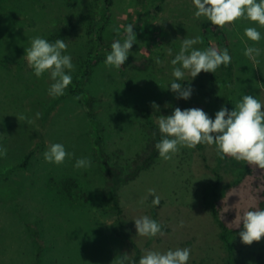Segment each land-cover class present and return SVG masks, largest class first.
Here are the masks:
<instances>
[{
	"label": "rangeland",
	"instance_id": "374dc122",
	"mask_svg": "<svg viewBox=\"0 0 264 264\" xmlns=\"http://www.w3.org/2000/svg\"><path fill=\"white\" fill-rule=\"evenodd\" d=\"M80 3L76 12L73 0H0V145L7 149L0 158V264H116L123 253L134 259L137 251L141 257L146 250L178 247L191 249L188 264H224L218 226L202 203L204 191L215 181V145L180 147L171 159L159 157L133 181L121 185L117 195L123 235L103 201V166L97 156L99 137L103 152L120 163L142 153L152 138L142 110L154 124L183 104L214 118L220 106L208 73L201 72L192 81L186 73L187 81L181 83L184 87L191 83L194 89L187 101L167 88L174 79L171 60L182 39L199 36L202 43L194 47L216 48L211 35L203 31L210 22L194 15L192 0H164L162 10L151 9L150 14L148 0H114L103 14L100 2L96 7L95 3L93 15H88L87 0ZM128 24L134 26L137 40L148 44L138 43L143 48L131 67L116 69L101 61L90 77H83L84 65L78 64V58L96 29L102 28L106 49L114 39L124 38L122 27L119 35L113 29ZM246 27H257L264 34V27L247 19L220 27L238 77L232 109L244 94L264 103V39L248 40ZM56 30L67 34L66 54L72 56L75 72L65 94L52 98L47 93L48 74L37 78L23 56L33 37L47 39ZM245 42L262 54L246 57ZM151 64L155 68L149 70ZM56 142L74 154L60 165L43 158L47 145ZM81 157L90 158L91 167L75 169V160ZM247 166L250 173L219 201L220 219L229 228L239 227L244 213L256 209L263 198L264 169ZM219 173L225 181L232 178L228 171ZM69 180L77 185L72 197L63 189ZM150 189L161 198L158 206L152 204ZM144 215L157 220L164 235L151 239L137 235L133 220ZM235 244L237 264H264V237L251 245L238 237Z\"/></svg>",
	"mask_w": 264,
	"mask_h": 264
},
{
	"label": "clouds",
	"instance_id": "9594fccd",
	"mask_svg": "<svg viewBox=\"0 0 264 264\" xmlns=\"http://www.w3.org/2000/svg\"><path fill=\"white\" fill-rule=\"evenodd\" d=\"M192 3L196 9L194 15L197 18L205 17L211 25L223 27L239 19H247L264 27V0H192ZM121 27L124 38L114 39L104 61L106 66L116 69L125 64L133 44L137 41L133 25L114 28L117 35ZM244 36L256 43L264 39V34L257 27H246ZM199 43H202L199 36L182 39L179 52L171 60L174 79L167 88L176 93L178 99L187 101L194 91L191 83L187 87L181 83L187 81L186 73L190 74L192 81L201 72L215 73L221 65L231 63L232 57L228 49L221 51L214 47L206 49L194 47ZM66 50L67 44L64 39L52 42L40 36L33 37L30 46L25 48L23 58L26 59L33 74L37 78L48 74L51 83L47 93L52 98L63 96L73 80L75 65L72 56L66 54ZM261 54L260 48L246 43L244 48L246 57L255 59ZM152 107L159 110V105L155 102L152 103ZM36 116L39 118L40 114L37 113ZM158 128L161 139L155 147L163 160L171 159L180 147L195 148L198 144L206 143L215 145L221 157L228 155L264 169V103L256 96L244 94L232 110L221 106L214 118L201 108L182 110L175 107L170 115L158 117ZM6 155L7 149L0 145V158ZM73 155L66 150L64 144L56 142L47 145L43 158L47 163L60 165ZM91 165L90 158L81 157L75 160L73 166L75 169H86ZM149 194L153 196L152 204L158 206L160 196L155 194L154 189H150ZM133 221L139 236L151 239L164 235L163 226L148 215ZM239 222L241 225L239 237L242 243L251 245L264 237V208L246 211ZM190 256L189 247H178L166 252L146 250L140 257L139 264H188ZM116 264H136V261L129 254L123 253Z\"/></svg>",
	"mask_w": 264,
	"mask_h": 264
},
{
	"label": "trees",
	"instance_id": "16d2710c",
	"mask_svg": "<svg viewBox=\"0 0 264 264\" xmlns=\"http://www.w3.org/2000/svg\"><path fill=\"white\" fill-rule=\"evenodd\" d=\"M74 6L73 9H78L76 12L80 11V0H73ZM88 3L86 7H88V15L94 14L95 7L100 2L102 9L100 12L103 14L107 11V9L113 5L114 0H87ZM149 5L147 6V14L151 13V9H154L155 12H160L162 7L160 4L164 0H148ZM102 2V4H101ZM158 2L159 4L154 6V3ZM154 7V8H152ZM86 9V8H85ZM81 11V14H83ZM102 28H97L93 33L94 39H90L87 43L84 44V55L78 58V64L80 66L84 65V71L82 73L83 77H90L93 74V69L95 65L101 61H105L106 54L111 50V48L104 49L102 46L103 39L100 35ZM204 34L211 35L212 40L216 46V49L223 50L228 49V41L225 32L219 27L211 25L207 23L204 26ZM62 32V30H56L55 33L49 35L47 39L49 41L54 42L56 39H63L67 34ZM89 36L92 32H89ZM136 43L133 44L132 49L130 50V55L122 66L125 70L131 67L132 60L137 56V54L141 53L142 46H148V44L144 40H137ZM141 42L143 45L138 44ZM100 47L99 50H96ZM86 52V53H85ZM85 56V57H84ZM9 59V58H8ZM5 60V59H4ZM150 64V63H149ZM149 70L155 68V65H148ZM147 67V66H146ZM148 69V68H147ZM208 78L213 86L212 93L214 95V99L216 103L220 106L227 107L229 110L232 109L233 98L236 94V86H234V80L237 79V73L235 70L234 63L231 60V63L228 65H221L215 73H208ZM83 79V78H82ZM74 92V91H73ZM72 92V93H73ZM188 105V104H187ZM187 105H182L181 109L189 108ZM141 117L143 119L148 120L149 130L152 134V138L149 140L145 149L142 153L135 155L133 158L125 161V163H120L117 160H112V158L103 152L101 138H97V146L99 147V151L97 156L99 160H101L103 166V177H104V188H103V201L107 205L108 209L113 212L116 216V221L119 225V233L121 235L124 234L123 231V213L121 206L119 204V198L117 195V189L124 184H127L130 181H133L141 171L148 169L151 167L159 158L158 151L155 147L156 143L161 139V133L158 128V124L152 123L148 114L141 111ZM31 157V153H29L22 164L24 167L28 160ZM115 157H119L116 155ZM219 171L230 172L232 174V178L229 181H225L223 176L219 173ZM250 173V170L245 161L234 159L233 157H229L228 155H224L221 157L220 154L217 153V166L213 170V175L215 177L214 183L209 185L207 189L203 193L202 203L204 208L210 213L212 219L218 226V238L220 243L222 244L225 261L224 264H237L238 260L236 258V239L239 237V232L241 230V225L237 228H229L226 226L220 219V208L219 201L224 196L225 191L229 188L235 187L238 185L244 177H246ZM73 188H77V185L69 180L64 183L63 189L68 194V197H72ZM264 208V194L262 200L259 202V205L256 209ZM139 251L135 255L134 259L136 264L139 261L140 255ZM264 262V254H261Z\"/></svg>",
	"mask_w": 264,
	"mask_h": 264
}]
</instances>
